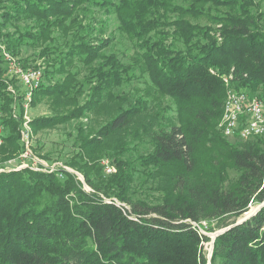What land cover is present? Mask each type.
I'll return each mask as SVG.
<instances>
[{
    "label": "trees",
    "instance_id": "1",
    "mask_svg": "<svg viewBox=\"0 0 264 264\" xmlns=\"http://www.w3.org/2000/svg\"><path fill=\"white\" fill-rule=\"evenodd\" d=\"M123 1L130 4H113L118 27L143 37L137 64L106 54L115 38L96 43L92 23H84L86 5L108 4L0 0L6 49L24 66L46 63L32 106L48 99L55 107L32 119L33 131L75 121L72 148L44 152L37 140L34 150L85 180L66 170L0 171V264H206L209 237L198 225L226 227L255 199L264 202V135L227 137L218 126L225 76L264 101V0ZM160 24L171 28L168 36H144ZM136 65L174 108H154L145 95L122 89L137 76ZM10 76L0 58V168L23 148V95L16 118ZM104 108L107 121L89 129L83 119ZM104 160L116 170L107 172ZM210 264H264V205L216 237Z\"/></svg>",
    "mask_w": 264,
    "mask_h": 264
},
{
    "label": "rangeland",
    "instance_id": "2",
    "mask_svg": "<svg viewBox=\"0 0 264 264\" xmlns=\"http://www.w3.org/2000/svg\"><path fill=\"white\" fill-rule=\"evenodd\" d=\"M99 1L102 3H96V4H108V5L106 6L86 5V7L89 9V12L87 13V10H85L87 14H86L84 23L89 22V20H90V23H92L93 29L91 30H92V34H94V38H95L94 41L98 43L99 40L101 41L102 39H107L109 42L111 39L115 38L112 44L109 47H106L104 52L106 54H110V53L117 54L119 59L122 62H124L126 65L133 64V63L137 64L138 62L137 60L141 58V55H140L141 52L139 51L141 46L139 44L141 43V38L143 37L142 36L130 37L129 34L127 33L128 30L124 31V29H122L121 27H118L120 21L117 17L116 8L115 9L113 8L114 7L113 4H130V2L128 1L126 2L123 0H119V1L112 0L113 3H110L108 0H99ZM86 4H89V3H86ZM132 4H143V3L140 1H136ZM160 11L161 13L164 12L163 9H161ZM176 16H177V13H174V12L170 13V17L172 19L176 18ZM154 17H160V14L157 13V15H154V16H151V14H149L145 18V20H147L148 22H154ZM186 17L189 18L191 21L198 22V23L209 22L204 17L199 18V19L193 18L190 15ZM163 27L164 25H161L159 27L160 29H158L156 33L155 31L144 33L145 34L144 36L146 37L154 36V34H158V36L160 35L164 36L166 35V33L170 32L171 30L170 27H165V28ZM168 34L166 36H168ZM1 35H2V29L0 27V43H2ZM0 49L2 50L1 47ZM31 52L32 50H30L29 52H24V55L26 56V54H29ZM16 58L20 59V57H16ZM38 63H40V65L43 67L46 64L44 61H42V59H40ZM38 63H33V64H38ZM4 65L7 66L6 63H4ZM79 66L80 65L77 64L75 68ZM135 73L137 76L134 77V80L132 81V83L123 87L122 89L128 92H131L132 94L135 95V97H137L138 95H145L147 98L150 99L151 106L154 108H157L159 105H161V107L173 106L174 108V100L172 98L167 97L166 95H163L156 88L153 87L150 81L149 75L146 72L142 71L141 66L136 65ZM226 86L228 90V85L226 84ZM229 86L231 85L229 84ZM120 89L121 88H116L114 89V91L117 93ZM54 107H55V103L52 100L47 99V100H44L32 106L30 115L32 119L39 115H49L53 112L52 109H54ZM107 108L112 110L111 107H107ZM100 112L94 111L90 117H88L87 119H83L85 122H87L86 125H89V129L91 128V129L97 130L99 129L100 126H102L107 121L108 115H110L108 110L104 108ZM221 120H222V117L218 124L219 127H220ZM74 126H75V121L65 123L60 126L47 128V129L39 131L38 133H35L33 131V142L34 144H36L37 140H41L42 142H44L46 144L44 152L50 149H55V150L62 149L66 146L70 148L74 140V135L76 133ZM70 133H73V135H70ZM17 157L18 155L14 158H17ZM8 163H9V160L6 163H4L5 167L8 165ZM87 190L91 191L92 189L88 186ZM259 205H261V203L257 202V200L255 199V201L251 204L249 211L252 212V210L253 209L255 210L257 207H259ZM202 225H205V226L208 225V221H204ZM201 228L204 230L202 233H204L205 235L209 237V239L204 242V254L207 258L206 264H210L209 258L212 252V237L215 234V232H217L221 228H217L214 231H206L203 227Z\"/></svg>",
    "mask_w": 264,
    "mask_h": 264
},
{
    "label": "built area",
    "instance_id": "3",
    "mask_svg": "<svg viewBox=\"0 0 264 264\" xmlns=\"http://www.w3.org/2000/svg\"><path fill=\"white\" fill-rule=\"evenodd\" d=\"M0 47L2 48V50L0 49V58L6 63L11 74L10 77H5V81L8 84V90L13 93L16 99L12 109L13 115L16 118H19L18 111L20 106L18 96L19 94L23 95V101L21 104L23 116L21 118L20 126L23 148L18 157L9 160L8 165L0 168V171L22 169L26 167L38 171L49 172L66 170L74 173L82 181H85L84 176L77 170L69 167L61 161L49 163L35 152L30 111L34 94L43 82V66H41L40 63L24 66L18 58L6 50L2 43H0ZM14 77L16 78V83L20 86L22 93L18 91L16 86H14L15 84L12 81V78ZM231 78V75L224 77V81L228 85V90L224 104V112L220 123L222 131L228 137H234L237 135L245 140L253 136L264 135V101L258 96H252L246 91L236 90V88L229 86ZM4 133L5 127L0 123V144L3 142ZM104 163L106 164L107 172L110 173L115 171V167H113L107 160H104ZM60 174L62 175V173ZM85 188L87 189L86 183ZM118 204L124 207V209H129V206L125 203L118 202ZM198 227L201 232L204 231L201 226L198 225Z\"/></svg>",
    "mask_w": 264,
    "mask_h": 264
},
{
    "label": "water",
    "instance_id": "4",
    "mask_svg": "<svg viewBox=\"0 0 264 264\" xmlns=\"http://www.w3.org/2000/svg\"><path fill=\"white\" fill-rule=\"evenodd\" d=\"M263 205H264V202L261 203V205H259V207H257L254 211H252V212H250V211L246 212L245 215L242 216V217H240L235 223L230 224V225H228V226H226V227H223V228L219 229L217 232H215V236H214V238L212 239V252H213V247H214V241H215L216 237H217L219 234L225 232L227 229H229V228H231V227H233V226H235V225H237V224H239V223H242L243 221H245L246 219H248L250 216L256 214V213L260 210V208H261ZM212 252H211V255H210L209 260H210L211 257H212Z\"/></svg>",
    "mask_w": 264,
    "mask_h": 264
},
{
    "label": "bare ground",
    "instance_id": "5",
    "mask_svg": "<svg viewBox=\"0 0 264 264\" xmlns=\"http://www.w3.org/2000/svg\"><path fill=\"white\" fill-rule=\"evenodd\" d=\"M252 211H254V209ZM214 236H215V234L213 235L212 239L214 238Z\"/></svg>",
    "mask_w": 264,
    "mask_h": 264
}]
</instances>
